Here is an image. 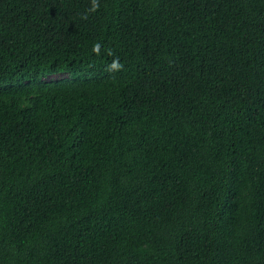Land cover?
Segmentation results:
<instances>
[{
    "label": "trees",
    "instance_id": "16d2710c",
    "mask_svg": "<svg viewBox=\"0 0 264 264\" xmlns=\"http://www.w3.org/2000/svg\"><path fill=\"white\" fill-rule=\"evenodd\" d=\"M0 264H264V0H0Z\"/></svg>",
    "mask_w": 264,
    "mask_h": 264
},
{
    "label": "rangeland",
    "instance_id": "374dc122",
    "mask_svg": "<svg viewBox=\"0 0 264 264\" xmlns=\"http://www.w3.org/2000/svg\"><path fill=\"white\" fill-rule=\"evenodd\" d=\"M67 75L68 74L66 72L55 73V74L48 75L45 79L46 80H49V79H58V78L66 77Z\"/></svg>",
    "mask_w": 264,
    "mask_h": 264
}]
</instances>
